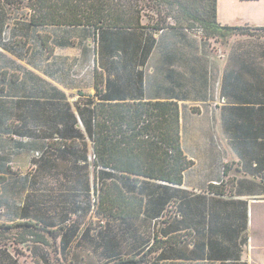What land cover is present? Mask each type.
I'll return each instance as SVG.
<instances>
[{"label": "trees", "instance_id": "16d2710c", "mask_svg": "<svg viewBox=\"0 0 264 264\" xmlns=\"http://www.w3.org/2000/svg\"><path fill=\"white\" fill-rule=\"evenodd\" d=\"M18 1L24 0H0V8L7 7L19 20L15 19L12 34L7 29L3 34V23L0 40H4V48L22 51L24 57H29L28 62L33 64L34 48L17 47L19 43L14 36L16 30L19 34V25L69 27L74 40H85L93 50L91 64L96 92L87 94L79 91V97L70 100L55 86H40L31 70L25 69L20 84L18 74L10 73L7 86L0 88V124L11 116L20 121L22 113L25 112L24 118L27 112H32L41 122L44 134H48V130L50 135L56 134L52 139L54 142L48 146L71 154L82 164L90 165L89 147L92 143L94 160L91 163L105 176L99 203L105 205L109 212L107 215L125 220L120 228H115L118 237L114 235L111 238L105 234L106 231H100L98 238L89 239L92 246L82 248V251L77 249L81 237L74 242L70 233H62L61 244L65 254L61 261L57 259L59 264H95L91 252L96 248L106 255L105 264H201L190 256L179 257L176 254L180 244L195 232L194 218L186 217L187 211L193 210L189 208V202L198 199L206 204L211 198L225 199L238 195L239 191L235 190L238 186L233 179L222 177L207 184L199 193L183 188L184 174L194 161L187 157L182 146L179 104L173 100L111 99L108 79L114 72L118 76L131 77L129 63L138 58L135 47L138 31L143 33L144 29H149L156 33L166 28L198 30L199 26L204 31L198 30L203 40L221 39L218 42H225L232 36L254 35L258 30H264V26L221 24L218 0H27L26 12L16 4ZM148 12L154 13L155 17ZM40 35L43 46L51 53L50 36ZM25 36L28 37V33ZM20 37L17 35V39ZM145 39L142 60L152 50V38L146 35ZM100 42L107 62L101 66L97 65L101 57L98 50ZM7 72L3 70L0 74L6 77ZM105 76L106 86L101 87ZM236 114L242 113L236 111ZM241 124L235 119L234 127L230 129L234 146L237 138L246 134L256 135L251 133V129L245 133ZM239 165L246 167L241 160ZM6 180L7 176L0 173V193ZM205 213L210 222V214ZM19 218L24 221L7 225L0 223V229L27 225L30 218L27 206L20 208ZM206 219L203 218L202 222L206 223ZM126 221H131V225L124 229ZM124 230L132 235L126 241L120 236ZM180 235L183 236L181 240ZM46 256V264H52L51 254ZM36 264L45 263L38 260Z\"/></svg>", "mask_w": 264, "mask_h": 264}, {"label": "crops", "instance_id": "0c3cea01", "mask_svg": "<svg viewBox=\"0 0 264 264\" xmlns=\"http://www.w3.org/2000/svg\"><path fill=\"white\" fill-rule=\"evenodd\" d=\"M0 10V32L5 23L3 34L6 29L12 34L15 19L19 20L7 7ZM218 20L227 25L264 26V0H218ZM68 28L19 25V34L16 30L14 36L17 47L34 48L33 64L22 51L5 49L4 40H0V72L8 71L6 77L0 74V88L7 86L10 73L18 74L20 84L26 69L34 72L40 86H55L70 100L78 98L79 91L94 94L96 79L90 70L89 44L74 40ZM144 30L136 33L138 58L129 63L131 77L114 72L108 79L109 97L176 101L182 146L194 161L184 174L182 187L199 193L210 182L227 176L239 191L225 199H208L206 204L198 199L189 202L193 210L187 211L186 217L194 218L195 232L180 244L176 254L201 264H264V233L257 235L254 218L255 208L264 207V42L245 36H232L225 42L203 40L197 29L188 28L156 33ZM40 34L50 36L51 53ZM146 35L152 38V50L142 60ZM79 65H88L87 73L71 70ZM106 79L101 87L106 86ZM235 119L245 133L251 129L256 135L237 138L234 146L230 129ZM240 160L246 167L239 165ZM204 212L210 214V222Z\"/></svg>", "mask_w": 264, "mask_h": 264}, {"label": "rangeland", "instance_id": "374dc122", "mask_svg": "<svg viewBox=\"0 0 264 264\" xmlns=\"http://www.w3.org/2000/svg\"><path fill=\"white\" fill-rule=\"evenodd\" d=\"M27 3L24 0L16 4L26 12ZM148 14L155 17L152 12ZM198 30L204 33L199 26ZM246 39L264 42V30H258ZM98 50L101 57L97 65L101 66L105 62L101 42ZM91 52L93 54V50ZM92 66L93 63L91 71ZM85 68L79 65L75 67L74 73L86 72ZM24 113L20 121L11 116L0 124V173L7 176L0 193V223L7 225L24 221L19 218L20 208L24 205L29 208L30 218L23 227L0 229V264H36L38 260L46 264V254L49 253L52 256L51 263L59 264L65 254L61 244L64 232L70 233L74 242L82 238L77 245L81 251L92 246L89 239L98 238L100 231H106L105 234L111 238L114 235L118 237L115 228H120L125 220H116L107 215L109 212L105 205L99 203V192L105 176L99 172V167L91 163L94 160L92 143L89 147L90 165L75 161L71 154L48 146L56 134L50 135V130L44 134L35 114L27 112L23 118ZM223 178L228 179L227 176ZM255 211L254 218L258 223L255 232L262 235L264 207L257 206ZM131 221H126L124 229L131 225ZM120 236L124 241L132 237L125 230ZM39 239L43 242H39ZM91 253L95 264L107 262L106 255L99 252L98 248L92 249Z\"/></svg>", "mask_w": 264, "mask_h": 264}]
</instances>
